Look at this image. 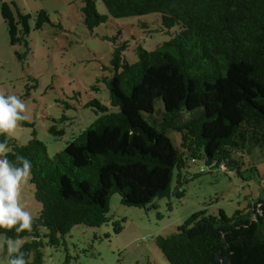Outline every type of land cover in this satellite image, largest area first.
Instances as JSON below:
<instances>
[{
  "label": "trees",
  "instance_id": "trees-1",
  "mask_svg": "<svg viewBox=\"0 0 264 264\" xmlns=\"http://www.w3.org/2000/svg\"><path fill=\"white\" fill-rule=\"evenodd\" d=\"M101 2L113 19L155 14L162 31H176L155 51L138 48L134 63L124 56L129 48L118 40L121 32L112 39L105 83L117 111L90 101L87 107L98 117L53 158L36 138L26 145L8 139V159L32 162L30 183L42 207L33 231L21 234L31 238L22 249L31 253L29 264H45L44 239L60 247L75 226L106 224L113 195L125 206L155 209L158 200L184 198L191 164H203L201 175L225 167L242 176L245 155L264 146V0ZM1 3L11 45L29 49L33 15L13 0ZM82 3L88 30L108 23L94 0ZM49 17L38 12L35 28L51 24ZM50 131L65 133L55 126ZM171 131L180 134L179 148ZM156 241L170 264H264V199L233 216L197 212Z\"/></svg>",
  "mask_w": 264,
  "mask_h": 264
},
{
  "label": "rangeland",
  "instance_id": "rangeland-1",
  "mask_svg": "<svg viewBox=\"0 0 264 264\" xmlns=\"http://www.w3.org/2000/svg\"><path fill=\"white\" fill-rule=\"evenodd\" d=\"M13 1L23 13L33 15L29 49L22 44L11 45L0 0V94L20 97L26 105L25 120L32 126L21 127L18 123L8 139L26 145L36 138L47 145L51 158L94 123L98 115L87 107L90 101L98 99L117 111L111 106L105 83L111 76L108 69L112 67L115 48L112 39L121 32L118 40L129 48L124 56L134 63L138 61V48L155 51L176 31H162L155 14L113 19L101 0H94L97 10L110 18L94 32L83 22V0ZM42 11L49 14L52 23L37 30L34 16ZM52 126L64 130V135H52ZM169 138L175 147H180L178 132L171 131ZM243 162L242 176L225 167L201 175L203 164H191L185 175L184 198L158 200L155 209L128 207L121 204L120 196L113 195L109 221L100 228L75 226L60 247H50L48 239H44L45 264H170L157 238L172 235L197 212L217 215L223 210L233 216L236 211L253 209L264 199V146L246 154ZM30 181L29 178L21 187L20 200L35 218L42 207L35 200ZM177 183L175 175L173 189ZM47 231L43 229L42 233ZM30 241L26 237L24 245ZM0 264H7L6 246H0Z\"/></svg>",
  "mask_w": 264,
  "mask_h": 264
},
{
  "label": "clouds",
  "instance_id": "clouds-1",
  "mask_svg": "<svg viewBox=\"0 0 264 264\" xmlns=\"http://www.w3.org/2000/svg\"><path fill=\"white\" fill-rule=\"evenodd\" d=\"M24 101L14 94H0V246H6L7 264H29L31 253L22 249L26 237L33 231L34 219L20 200V189L32 174V162L26 157L8 159V137L27 119ZM14 236L7 235L13 232Z\"/></svg>",
  "mask_w": 264,
  "mask_h": 264
}]
</instances>
